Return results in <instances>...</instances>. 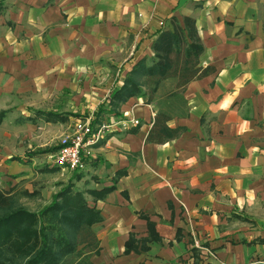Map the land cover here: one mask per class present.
I'll use <instances>...</instances> for the list:
<instances>
[{
  "label": "crops",
  "instance_id": "crops-1",
  "mask_svg": "<svg viewBox=\"0 0 264 264\" xmlns=\"http://www.w3.org/2000/svg\"><path fill=\"white\" fill-rule=\"evenodd\" d=\"M186 17L209 73L178 99L133 97L113 112L112 92L151 61L172 19ZM162 110L180 133L147 142ZM2 111L0 183L17 191L76 120H140L95 144L86 169L73 172L102 216L92 264H264V0H0ZM42 170L65 181L50 163ZM28 183L51 202L53 188ZM150 224L159 240L126 253Z\"/></svg>",
  "mask_w": 264,
  "mask_h": 264
},
{
  "label": "trees",
  "instance_id": "trees-1",
  "mask_svg": "<svg viewBox=\"0 0 264 264\" xmlns=\"http://www.w3.org/2000/svg\"><path fill=\"white\" fill-rule=\"evenodd\" d=\"M152 50L151 61L137 63L122 87L108 98L116 114L130 98L149 95L152 100L168 80L174 86L165 94V100L178 99L188 84L210 71L200 66L204 47L192 18L186 17L182 22L173 18L170 27L157 35ZM4 117L5 112H0V124ZM171 118L168 111H159L147 142L164 143L177 137L180 131L168 125ZM74 180H80L77 173L52 196L49 204L37 209L27 207L22 197L33 198L39 192L17 193L15 188L5 192L0 188V264H92L91 256L99 253L93 226L102 221V216L95 206L88 204L84 191L74 189ZM158 240L150 224L149 236L141 242L130 236L126 253L146 251L150 242Z\"/></svg>",
  "mask_w": 264,
  "mask_h": 264
},
{
  "label": "built area",
  "instance_id": "built-area-1",
  "mask_svg": "<svg viewBox=\"0 0 264 264\" xmlns=\"http://www.w3.org/2000/svg\"><path fill=\"white\" fill-rule=\"evenodd\" d=\"M139 125V119L127 114L115 122L104 121L97 125L93 123V116L80 118L73 124L72 131L61 138L58 149L48 156L49 163L61 170L82 172L95 144L119 128L128 130Z\"/></svg>",
  "mask_w": 264,
  "mask_h": 264
},
{
  "label": "rangeland",
  "instance_id": "rangeland-1",
  "mask_svg": "<svg viewBox=\"0 0 264 264\" xmlns=\"http://www.w3.org/2000/svg\"><path fill=\"white\" fill-rule=\"evenodd\" d=\"M173 86H174V84L171 81H169L165 85H163L162 88L159 90V93H158V97H160V100H158V101L163 102V96L166 93H168L171 90H173L172 89ZM42 158H43V160L38 165V167H42V168H40V169L37 168L36 171H35L36 179H34V180L29 179L28 181L25 180V183L21 184V186L19 187L17 193H22L21 191L26 190L25 189L26 184L29 182L28 183L29 185L30 184L34 185L32 189L39 188L42 191L47 186L53 188V189L49 188V189L45 190V193L47 194V197L48 196L50 197V195H52V196L54 195L53 192H55V193L59 192L61 190V188L67 186L71 182V178L73 177V172L67 171V170H64L63 175H61V177H59L61 180L64 179L65 180L64 182L63 181H59L57 179H54L52 182H50V179H51V178H49L50 175L46 174V173H41V171L43 172L42 169H45L47 166H49L48 158L46 159V156H45V159H44V157H42ZM5 181L4 182L1 181L2 183H0V188L3 189L5 192H8L12 188H11V186L9 184L10 182H7L8 180L6 179V177H5ZM51 183H53V184H51ZM73 183L75 185L74 189L78 190V185L76 184V181L73 182ZM30 187L31 186H29V188ZM54 187H56V188L54 189ZM39 200H40L39 198H34V197L33 198L22 197V202L27 207H29L30 209L40 208L43 205L44 201H41V200L39 201Z\"/></svg>",
  "mask_w": 264,
  "mask_h": 264
}]
</instances>
